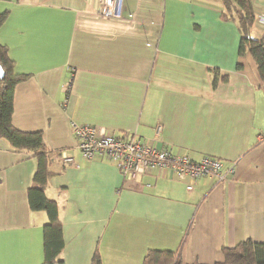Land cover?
Segmentation results:
<instances>
[{
    "label": "crops",
    "instance_id": "crops-1",
    "mask_svg": "<svg viewBox=\"0 0 264 264\" xmlns=\"http://www.w3.org/2000/svg\"><path fill=\"white\" fill-rule=\"evenodd\" d=\"M99 1L0 0V44L27 75L11 121L41 132L52 155L45 193L59 207L61 259L91 264L97 251L101 264H141L148 250L182 244V264H215L223 248L264 243V82L237 55L223 1L122 0L120 17L99 15ZM252 6L250 36L264 41V0ZM72 123L235 174L181 181L151 168L133 183L107 160H83ZM35 171L31 153L0 139V264L43 262L46 215L27 194Z\"/></svg>",
    "mask_w": 264,
    "mask_h": 264
},
{
    "label": "trees",
    "instance_id": "trees-1",
    "mask_svg": "<svg viewBox=\"0 0 264 264\" xmlns=\"http://www.w3.org/2000/svg\"><path fill=\"white\" fill-rule=\"evenodd\" d=\"M225 13L224 20L232 19L238 24L240 34L237 55H249L255 63L259 78L264 82V41L250 36L254 20L252 0H222ZM7 13L0 14V27ZM240 67V66H239ZM0 139L13 152L31 153L36 161V171L27 190L28 204L32 213L43 212L46 223L43 226V262L42 264H65L61 259L64 249V237L59 207L56 200L48 198L45 189L55 176L50 172L52 155L41 132H23L12 125L15 87L27 78L17 74L14 63L8 57V49L0 44ZM60 160L64 164L60 153ZM182 244L175 250H148L141 264H182ZM223 261L215 264H264V243L245 241L234 248L222 249ZM91 264H101L99 253L95 251Z\"/></svg>",
    "mask_w": 264,
    "mask_h": 264
},
{
    "label": "built area",
    "instance_id": "built-area-1",
    "mask_svg": "<svg viewBox=\"0 0 264 264\" xmlns=\"http://www.w3.org/2000/svg\"><path fill=\"white\" fill-rule=\"evenodd\" d=\"M121 3L122 0H100L98 14L103 17H120ZM71 131L76 149L83 160H107L124 179L133 183L139 182L151 168L162 174L169 172L181 181H196L207 177L220 183L235 174L233 165L225 167L215 158L203 157L194 161L187 156L174 155L166 149L158 150L133 137L106 134L88 125L72 123ZM61 155L64 164H74L72 157L64 153ZM186 190H193L192 185L187 184Z\"/></svg>",
    "mask_w": 264,
    "mask_h": 264
},
{
    "label": "water",
    "instance_id": "water-1",
    "mask_svg": "<svg viewBox=\"0 0 264 264\" xmlns=\"http://www.w3.org/2000/svg\"><path fill=\"white\" fill-rule=\"evenodd\" d=\"M0 75H2V70L0 69Z\"/></svg>",
    "mask_w": 264,
    "mask_h": 264
},
{
    "label": "rangeland",
    "instance_id": "rangeland-1",
    "mask_svg": "<svg viewBox=\"0 0 264 264\" xmlns=\"http://www.w3.org/2000/svg\"><path fill=\"white\" fill-rule=\"evenodd\" d=\"M153 247H155V246H152V248H153ZM154 250H156V249H154Z\"/></svg>",
    "mask_w": 264,
    "mask_h": 264
}]
</instances>
